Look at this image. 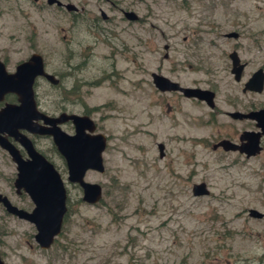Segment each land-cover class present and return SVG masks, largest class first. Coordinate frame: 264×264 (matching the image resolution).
<instances>
[{
  "label": "rangeland",
  "instance_id": "374dc122",
  "mask_svg": "<svg viewBox=\"0 0 264 264\" xmlns=\"http://www.w3.org/2000/svg\"><path fill=\"white\" fill-rule=\"evenodd\" d=\"M42 1L0 0V46L10 67L37 51L46 70L62 77L57 87L38 78L42 109L58 112L61 104L88 114L106 135L104 170L85 173L101 184L102 198L85 202L67 180L63 156L43 139L41 150L66 186L68 209L45 248L33 223L0 208V230H10L6 263L264 264V217L248 212H264V140L250 156L214 149L218 137L251 122L160 91L151 76L213 88L220 111L264 103V88L242 91L228 57L239 45L248 61L243 80L264 69V0H87V12H80L86 17L76 21L40 8ZM126 10L139 18L128 19ZM230 31L238 37L225 36ZM63 128L70 132L72 124ZM15 172L0 147V190L12 197ZM201 181L209 193L194 195L192 184Z\"/></svg>",
  "mask_w": 264,
  "mask_h": 264
},
{
  "label": "water",
  "instance_id": "95a60500",
  "mask_svg": "<svg viewBox=\"0 0 264 264\" xmlns=\"http://www.w3.org/2000/svg\"><path fill=\"white\" fill-rule=\"evenodd\" d=\"M128 18H136L133 11H126ZM236 31L225 33L227 36H236ZM233 59L235 77H240L243 67L239 63V56L235 51L230 53ZM38 76H44L51 83H57L55 75L45 70L44 59L41 53L33 51L30 56L20 61L15 70H7L0 59V102L7 93H15L17 102L5 101L0 106V147L5 149L16 164V177L14 185L18 191L24 190L33 199L35 207L31 211L13 205L7 196L0 192V201L6 209L18 214L35 224V239L42 247H48L54 237L61 231L64 214L67 210V189L60 172L54 163L44 153L37 150L32 140L20 129L31 133L49 134L63 156L67 166V180L77 183L81 190V198L88 203H96L102 198V186L98 182L85 179L88 169L102 172L105 168L102 152L107 143V137L100 131H95V121L88 114L76 112H60L50 115L38 108L34 83ZM152 81L158 89L179 90L187 97H196L205 100L209 106L214 105V92L200 86L182 85L161 73L153 71ZM264 86V71L260 67L255 70L246 82V88L261 91ZM237 116L238 111L231 113ZM244 115L257 120L261 127L258 131H247L248 143L238 145L228 139H222L213 144V148L221 145L224 149H239L247 155H252L261 149L260 135L264 133V108L251 111ZM71 120L74 132L64 130L60 123ZM39 120H41L39 122ZM13 136L25 149L26 156H22L19 148L9 140ZM243 137V136H242ZM163 144L159 143V155H163ZM194 195L209 193L205 181L192 184ZM252 217H264V212L250 208ZM0 264L2 261L0 260Z\"/></svg>",
  "mask_w": 264,
  "mask_h": 264
},
{
  "label": "flooded vegetation",
  "instance_id": "af4514ba",
  "mask_svg": "<svg viewBox=\"0 0 264 264\" xmlns=\"http://www.w3.org/2000/svg\"><path fill=\"white\" fill-rule=\"evenodd\" d=\"M87 4H89V2H87V0H43L42 2H40L39 4H38V6L40 7V8H42V9H46V8H50V10L53 12V14H55L57 17H59V16H61V15H64V16H69L70 17V20L71 21H76V20H78V16H81V17H86L85 15H80L81 13L80 12H83V11H85V9L87 10V7H86V5ZM100 9V8H99ZM102 11V9H100V12ZM126 11H129V10H126ZM126 11H124V16L125 17H127L126 16V14H125V12ZM130 11H133V10H130ZM85 12H87V11H85ZM134 12V11H133ZM135 13V12H134ZM136 14V13H135ZM101 16H102V18H107L108 16L105 14V12H101ZM136 18H128V19H130V20H137L138 18H139V16L136 14ZM90 17V16H89ZM92 17V16H91ZM93 17H95L94 15H93ZM92 19V18H91ZM225 36H227V35H225ZM227 37H238V34L236 35V36H227ZM5 51V49L3 48V47H1L0 46V53H2L3 55H1L0 54V59L4 62V64H5V66H6V68H7V70H9V71H13V70H15V67H16V65L20 62V61H23V60H25V59H27L29 56H30V54L33 52H30L29 54H28V56L26 57V58H23V59H21V60H19V61H17L15 64H14V66L13 67H10L9 66V62H8V59H9V57H8V55L7 54H5V53H3ZM233 51H235L236 53H237V55L239 56V63H242L243 64V67H242V69H241V72H240V77L239 78H236L235 77V73L232 71V69H233V59L230 57V53L231 52H233ZM239 51H240V47H239V45L238 46H234V47H232V49L228 52V57H229V60H230V72H231V74L233 75V78H234V80L236 81V82H240L241 84H242V91H248V92H253V93H260L261 91H256V90H254V89H249V88H246L245 89V86H246V82H247V80L249 79V77L252 75V73L255 71V70H257L258 68H262L263 69V67L262 66H260V67H258V68H256V69H254V70H252V71H250L249 72V76L246 78V79H242L243 78V75H244V71L246 70V67H247V63H248V61H246V60H242V58H241V56L239 55ZM44 59V58H43ZM44 66H45V61H44ZM12 69V70H11ZM45 70H46V68H45ZM263 71H264V69H263ZM51 73H53V72H51ZM53 74H55V73H53ZM38 78H45L44 76H38L37 78H36V80H35V83H34V93H35V99H36V102H37V105H38V108L40 109V110H42V111H44V112H46V113H48V114H50V115H58L60 112H63V111H67L66 109H65V107L63 106V105H59L60 107V110L58 111V112H56V111H54V110H52V111H48V110H46V109H42L41 108V106H40V104H41V95H40V93H38V91H37V86H38V82H37V80H38ZM46 79V78H45ZM57 79H58V81H57V83H54V84H52V86H55V87H57L58 85H60V84H62V82H61V80H62V77H60V76H57ZM47 80V79H46ZM181 84V83H180ZM183 85V84H182ZM157 88V87H156ZM203 88H207V89H210V90H212L213 92H214V105L213 106H209L208 105V103L205 101V100H202V99H198V98H196V97H187V96H185L181 91H179V90H167V91H175V92H177V93H179V94H181V95H183L184 97H186V98H196V99H198V100H200V101H203V102H205L210 108H211V110H213V111H215V112H218V113H222V112H224L225 114H227L229 117H231V118H233V119H241V120H248V121H250L251 122V127H247V128H242V129H240L235 135L234 134H227V135H225V136H221V137H218L217 138V140L213 143V144H215V143H217L218 141H220V140H222V139H228V140H230V141H233L234 143H237L238 145H242L243 143H248V139H247V135H246V132L247 131H258V130H261V127L260 126H258L257 125V120L256 119H254V118H252V117H250V116H247V115H244V114H246V113H249V112H251V111H256V110H259V109H262V108H264V103L262 102V103H259V105L258 104H255L254 102H251V103H249V105H248V108H246L245 110H241V109H228V110H222V111H220L219 110V107L217 106V104L215 103V95H216V92H215V90L213 89V88H210V87H203ZM263 88H264V86H263ZM161 91V90H160ZM60 92V91H59ZM61 92H63V90L61 89ZM64 95V98H63V100H65L66 98H67V96L65 95V94H63ZM6 98H7V100H4V101H1V103H0V106L1 105H3L4 104V102L5 101H8V102H10V103H16L17 102V95L15 94V93H7L6 95ZM231 99V98H230ZM232 100V99H231ZM236 111H238L240 114L239 115H237V116H233L231 113L232 112H236ZM67 112H72V111H67ZM41 120H39V122H40ZM72 124V132H74V125H73V123H72V121L69 119V120H66V121H64V122H62V123H60V126L63 128V126H66V125H71ZM96 124V123H95ZM64 129V128H63ZM22 132H24L25 134H27L28 136H29V138L32 140V142H33V144H34V146L36 147V149L37 150H39V151H41L42 152V150H41V147H40V143H41V141L43 140V139H45V138H50L51 139V142H52V149L56 152H58L59 153V151L57 150V148H56V146H55V144H54V142H53V140H52V137H51V135H47V134H39V133H31V132H29V131H27V130H25V129H20ZM64 130H66V129H64ZM67 131V130H66ZM70 131V133H72ZM68 132H69V130H68ZM243 136V137H242ZM8 138H9V140L11 141V142H13L18 148H19V151H20V153H21V155L22 156H26V151H25V149L22 147V145H20V143L16 140V139H14V137L13 136H8ZM264 140V133H262L261 135H260V145H261V149L263 148V144H262V141ZM213 146V145H212ZM217 147H221L223 150H225V151H227V150H230V151H237V152H240L239 151V149H224L221 145H219V146H217ZM216 147V148H217ZM2 148V147H1ZM3 149V148H2ZM215 149V148H214ZM260 149V150H261ZM5 150V149H4ZM259 150V151H260ZM6 151V150H5ZM7 152V151H6ZM8 153V152H7ZM43 153V152H42ZM240 153H243L245 156H250V155H247L245 152H240ZM8 155L10 156V154L8 153ZM254 155V154H253ZM10 158H11V156H10ZM49 159V158H48ZM12 160V159H11ZM50 160V159H49ZM13 161V160H12ZM14 162V161H13ZM15 163V162H14ZM15 167H16V164H15ZM16 172H17V169H16ZM16 172H15V176L13 177V182H12V185H13V187H14V190H15V192H16V197H12V196H10V195H8V194H6V193H4V192H2L1 190H0V192H2L3 194H5L6 196H7V198L9 199V201L13 204V205H15V206H17L18 208H22V209H25V210H27V211H31L34 207H35V203H34V201H33V199L29 196V194L28 193H26L24 190H20V191H18L17 189H16V187H15V185H14V179H15V177H16ZM74 184H77V183H74ZM78 185V184H77ZM79 186V185H78ZM80 187V186H79ZM25 193V195L23 196V195H21L22 193ZM66 201H67V199H66ZM0 208L3 210V213L4 214H6V215H8L9 217H11V218H13V219H17V220H25V221H28L29 223H33V222H31L30 220H28V219H26V218H24V217H20L18 214H16V213H13V212H10V211H8L7 209H6V207H5V205L3 204V202H1L0 201ZM67 209H68V206H67ZM66 212H67V210H66ZM65 212V213H66ZM64 216H65V214H64ZM34 224V223H33ZM34 226H35V224H34ZM35 229H36V227H35ZM12 233V232H11ZM36 233V232H35ZM8 234H10V230H8V229H3V230H0V260L2 261V264H7L6 263V261H5V257H6V255H5V253H4V250H3V246L4 245H6V242H5V236H7ZM35 235V234H34ZM35 237V236H34ZM55 238V237H54ZM36 240V239H35ZM54 241V240H53ZM39 244V243H38ZM40 245V244H39ZM41 246V245H40ZM42 247V246H41ZM46 248V247H45Z\"/></svg>",
  "mask_w": 264,
  "mask_h": 264
}]
</instances>
